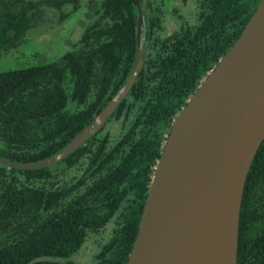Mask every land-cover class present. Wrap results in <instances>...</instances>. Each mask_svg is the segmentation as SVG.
I'll return each mask as SVG.
<instances>
[{"label":"trees","instance_id":"1","mask_svg":"<svg viewBox=\"0 0 264 264\" xmlns=\"http://www.w3.org/2000/svg\"><path fill=\"white\" fill-rule=\"evenodd\" d=\"M181 1L184 10L173 0H91L82 36L48 58L25 50L40 5L76 10L78 0H0V59L23 61L0 69V158L16 163L58 154L98 116L136 65L139 12L146 25L140 71L83 145L48 167L0 163V264H79L89 242L84 264H126L174 118L261 0ZM236 264H264V140L244 185Z\"/></svg>","mask_w":264,"mask_h":264},{"label":"water","instance_id":"2","mask_svg":"<svg viewBox=\"0 0 264 264\" xmlns=\"http://www.w3.org/2000/svg\"><path fill=\"white\" fill-rule=\"evenodd\" d=\"M136 45V65L127 82L62 151L34 164L2 158L0 163L25 170L48 167L83 145L126 96L141 69L146 48L141 14ZM263 140L261 0L238 39L174 118L126 264H236L244 185Z\"/></svg>","mask_w":264,"mask_h":264},{"label":"rangeland","instance_id":"3","mask_svg":"<svg viewBox=\"0 0 264 264\" xmlns=\"http://www.w3.org/2000/svg\"><path fill=\"white\" fill-rule=\"evenodd\" d=\"M44 12L46 15L50 13L55 15L57 18L55 28L49 27L46 33L43 31L42 33L44 34L38 40H36L35 37L30 39L28 41V48L25 47V50L31 51V53L34 54L41 53L42 56H47L48 58L61 56L79 40L89 21L87 16L90 15V13L88 12L87 14L85 3L83 2H80V5L76 10H72L70 5H66L56 12H53L50 8ZM44 26L45 24H42L38 29L41 31ZM17 56L18 54L16 53L5 55V57L0 59V69L21 65L23 61L17 59ZM38 59L41 60L40 57H38ZM92 243H86V245H84V247L78 252L74 257L76 263L84 264L89 260L94 250Z\"/></svg>","mask_w":264,"mask_h":264},{"label":"flooded vegetation","instance_id":"4","mask_svg":"<svg viewBox=\"0 0 264 264\" xmlns=\"http://www.w3.org/2000/svg\"><path fill=\"white\" fill-rule=\"evenodd\" d=\"M31 1H34V0H31ZM40 1H42V0H39V1H37V2H40ZM89 1H91V0H85V1H79L78 0V7H79V5H80V2H83V3H85V5L89 2ZM138 2V3H137ZM136 3H137V7L139 6V0L138 1H136ZM185 5L186 4H182V1L181 0H173V2L172 3H170V7H176V8H179V10H184L186 7H185ZM66 6V5H65ZM71 6V9L72 10H74L73 9V5H70ZM40 9L41 10H43V11H47V10H49V8L46 6V5H44V4H42V5H40ZM53 10V12H56V11H58V9H52ZM87 10V9H86ZM45 12H43L41 15H42V18L38 21V23H37V25L33 28V29H31V30H29L27 33H26V37H27V44H28V41L30 40V39H32L33 37H35L36 38V40H38L44 33H46V31H47V29L50 27H54L55 28V25H56V22H57V18L55 17V15L54 14H48V15H46V14H44ZM87 14H88V10H87ZM139 15H140V12H139ZM55 17V18H54ZM88 17V20L90 19V15H88L87 16ZM167 24L168 25H172V22L171 21H169L168 19H167ZM42 24H45V26H44V28L40 31L38 28L42 25ZM43 31H45L44 33H42ZM84 32V31H83ZM83 34V33H82ZM82 34H81V36H82ZM80 36V37H81ZM40 55H42L41 53H39Z\"/></svg>","mask_w":264,"mask_h":264}]
</instances>
